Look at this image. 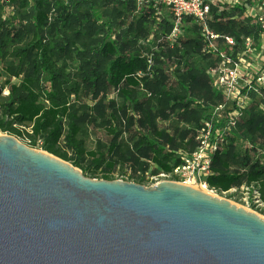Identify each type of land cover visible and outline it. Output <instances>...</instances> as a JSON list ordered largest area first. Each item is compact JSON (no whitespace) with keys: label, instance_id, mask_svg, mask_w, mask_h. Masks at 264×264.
I'll return each instance as SVG.
<instances>
[{"label":"trees","instance_id":"16d2710c","mask_svg":"<svg viewBox=\"0 0 264 264\" xmlns=\"http://www.w3.org/2000/svg\"><path fill=\"white\" fill-rule=\"evenodd\" d=\"M246 5L210 6L208 27L227 55L241 51L246 37L260 45L264 28L244 14ZM182 20L188 34L170 45L171 15L157 20L152 2L137 9L135 0H0V78L7 87L0 131L40 144L90 177L114 180L126 169L142 184L173 170L178 151L197 146L201 119L219 104L223 113L233 108L203 75L221 57L207 51L191 16ZM67 60L73 71L60 64ZM249 92L252 101L212 155L206 182L217 191L254 185L264 202V87ZM171 117L179 124L160 125ZM88 127L105 135L91 150L79 136Z\"/></svg>","mask_w":264,"mask_h":264},{"label":"water","instance_id":"95a60500","mask_svg":"<svg viewBox=\"0 0 264 264\" xmlns=\"http://www.w3.org/2000/svg\"><path fill=\"white\" fill-rule=\"evenodd\" d=\"M0 264H264V217L171 180L91 178L2 134Z\"/></svg>","mask_w":264,"mask_h":264},{"label":"built area","instance_id":"2783aa9c","mask_svg":"<svg viewBox=\"0 0 264 264\" xmlns=\"http://www.w3.org/2000/svg\"><path fill=\"white\" fill-rule=\"evenodd\" d=\"M137 9L144 3L152 2L154 14L157 20H161L164 11L167 10L171 15V30L166 34V39L170 45L178 41L184 35L182 22L184 16H191L201 27V34L205 40V48L208 52L218 54L221 60L206 67L203 75L208 79L218 92L230 103L233 108L225 113V104H219L213 107L208 116L201 119L202 126L196 136L198 144L191 152L179 150L181 163L169 172H159L157 174L147 175L152 181V185L163 180H171L183 183L193 187L202 185L210 188L206 178L210 173V162L214 152L226 142L227 129L234 125L236 118L242 111L248 107L252 98L250 88L253 85L264 87V59L257 65H252L253 71L244 64L245 58L254 57L256 47L251 43V39L246 37L241 51L231 54H225L220 50L216 39L219 34L210 30L208 20L210 18V6L215 5L209 0H135ZM239 5L237 0L231 6ZM246 16L254 17L264 28V20L261 16H256L248 8L244 9ZM152 35H150V38ZM229 47L235 43L233 37L222 35ZM149 38V39H150ZM260 43V42H259ZM259 55V54H258ZM151 58L149 62L151 63ZM171 68V63L168 64ZM240 85V83H242ZM245 86V90H243ZM255 88V86H254ZM216 190L214 188H210ZM235 189V188H234ZM255 202H260L259 195L253 198ZM262 202V201H261Z\"/></svg>","mask_w":264,"mask_h":264},{"label":"rangeland","instance_id":"374dc122","mask_svg":"<svg viewBox=\"0 0 264 264\" xmlns=\"http://www.w3.org/2000/svg\"><path fill=\"white\" fill-rule=\"evenodd\" d=\"M209 1H213L216 5H218L221 9L222 7H229L231 6L232 3H234L235 0H209ZM244 1H246V6L245 8H248L251 12H253L257 17L261 16L263 17L264 20V0H237V3H239V5H242L244 3ZM6 12H7V7H6ZM13 12V11H11ZM164 14L168 15L167 10L164 11ZM187 26H190V23H183L182 24V29L186 34H188L187 31ZM149 43V41H148ZM252 43V41H251ZM256 50L254 51V57H247L245 58V62L244 64L246 66H248V69H250L251 71L254 70V68H251L252 65H257L259 63L260 60L264 59V32L261 34L260 37V45L259 46H255ZM259 54V55H258ZM174 63V64H173ZM171 65V69H174L175 67V62H173ZM60 64L62 66L65 67V69L67 71H73L74 67H75V63L73 61H61ZM13 82H17V79H13ZM6 83V77H1L0 78V92L2 93V95L7 93V87L6 86H2ZM242 83H240V85H242ZM1 112V110H0ZM178 120L174 117H171L169 120L164 121V122H160V125L163 127H166L168 129H172L173 127H175L176 125H178ZM28 124H25V127H23V129H28ZM2 134H6L0 131V135ZM79 136H81L84 141H85V145L86 148L88 150H91L93 148H95L96 145H98V143L102 142L103 140H105V135H104V131L102 129H95L92 127H88L83 129ZM19 141L23 142L24 144L28 145V139H26V137L21 136V137H17ZM40 145V144H39ZM39 145H36L35 147H32L36 150H42L40 148ZM29 146V145H28ZM77 169H79L85 176H89V172L88 171H84L83 169H80L79 167H76ZM123 174L116 172L115 173V179L118 180H124V181H133L131 180V178L129 177V172L128 170L124 169V171H122ZM91 178H97L100 179V177H91ZM152 181L146 177V180L142 183L144 186L149 187L152 184ZM207 190L210 191V193L221 197L223 199H225L226 201H229L235 205L241 206L243 208H246L248 210H251L255 213H257L258 215L264 217V202L260 201V202H255L253 200V198H255L256 196L259 195L256 187L254 185H243L240 188H231L227 191H217V190H212L210 188H207Z\"/></svg>","mask_w":264,"mask_h":264},{"label":"bare ground","instance_id":"6f19581e","mask_svg":"<svg viewBox=\"0 0 264 264\" xmlns=\"http://www.w3.org/2000/svg\"><path fill=\"white\" fill-rule=\"evenodd\" d=\"M197 188L210 193V191L207 190V188L203 187L202 185L197 186Z\"/></svg>","mask_w":264,"mask_h":264}]
</instances>
